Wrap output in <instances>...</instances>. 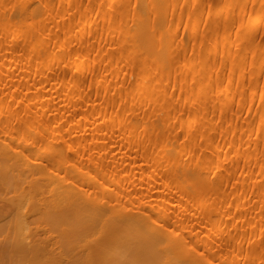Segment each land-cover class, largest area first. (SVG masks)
Returning <instances> with one entry per match:
<instances>
[{
  "label": "rangeland",
  "instance_id": "obj_1",
  "mask_svg": "<svg viewBox=\"0 0 264 264\" xmlns=\"http://www.w3.org/2000/svg\"><path fill=\"white\" fill-rule=\"evenodd\" d=\"M259 1L178 0L167 18L175 27L174 65L155 89L153 68L142 78L140 59L122 54L117 40L126 25L124 7L133 0H0V141L37 149L27 156L30 173L19 178L23 160L0 143V264H70L69 255H60L66 246L60 230L39 214V196L31 195L29 207L21 198L22 190L49 194L48 179L38 171L50 168L61 175L79 168L88 194L100 187L99 182L98 189L92 186L88 173H105L102 204L116 203L131 214L146 211L144 229L150 235L165 228L184 233L182 242L203 264H264V94L259 93L264 65L256 51H242L263 42L264 27L250 29L240 40L235 19L241 2V13L251 15ZM87 4L91 7L84 11ZM28 9L33 16L21 19ZM16 29L21 34L15 43ZM212 33L217 38L209 50ZM240 57L241 66L229 63ZM182 61L193 62L192 68L178 72L175 65ZM73 63L84 69L72 70ZM199 70L206 91L194 100ZM67 79L72 81L65 87ZM146 85L151 90L140 91ZM226 85L232 87L230 101L218 97ZM160 91L166 95L164 107L174 112L166 129L162 107L153 104ZM184 98L185 106L179 104ZM193 109L197 112L186 121ZM204 118L210 122V142L200 136ZM135 120L136 126L127 128ZM45 143L51 147L43 148ZM213 145L218 154H210ZM177 152L180 161L205 172L220 197L186 193L187 185L166 164ZM4 167L12 173L6 175ZM209 212L217 217L212 222ZM159 215L160 225L153 229Z\"/></svg>",
  "mask_w": 264,
  "mask_h": 264
},
{
  "label": "bare ground",
  "instance_id": "obj_2",
  "mask_svg": "<svg viewBox=\"0 0 264 264\" xmlns=\"http://www.w3.org/2000/svg\"><path fill=\"white\" fill-rule=\"evenodd\" d=\"M112 1V0H110ZM178 0H133L132 6L124 7L126 25L117 37L120 44L121 53L129 57H137L141 61L143 77L151 66L156 72L158 79L154 88L158 89L162 81H164L171 69L173 68V49L175 41L172 32L175 27H172L167 18L173 15L174 8ZM235 19L240 23L239 30L236 32L240 40H245L248 37L250 29L254 31L264 27V0L258 3L259 10L254 14H243V3L239 4ZM88 4L83 7V10L90 8ZM111 8V7H109ZM99 11V10H98ZM34 14L32 9L24 10L21 19L31 18ZM216 14V13H212ZM193 17V16H192ZM186 21H190L191 17L187 15ZM90 20H87L88 23ZM5 25H8L4 21ZM17 28L18 25L15 24ZM32 31V30H31ZM13 36V42L19 41L21 31L16 29ZM195 29L192 28L189 34H193ZM217 38L216 33H212L206 40V49L211 50ZM205 41L199 43L202 47ZM199 47V48H200ZM240 46H237V48ZM257 52L259 63L264 65V39L261 44L254 47H243L244 54L247 52ZM199 54V52H198ZM78 57H82L83 53L78 52ZM231 58V56H228ZM243 58V57H242ZM242 58L237 60L230 59L231 65H242ZM255 60H250V65L255 64ZM193 62L186 63L182 61L175 65L178 72L186 71L192 68ZM202 66L204 63L201 64ZM72 70L76 72L82 71L84 68L78 64L70 65ZM204 70H199L197 73L196 84L193 88L194 100H197L202 92L206 89L201 82ZM237 75L235 80L239 79ZM71 79L64 81V86L71 84ZM186 84V83H185ZM232 89L228 85L225 86V91L221 92L218 97L222 101H230L228 90ZM151 90L150 85L141 87L140 91L148 93ZM260 94H264V83L259 90ZM166 98L165 93L158 92L153 100L155 107H162V128L166 129L170 124L174 114L169 107H164L163 101ZM186 98L180 99V105H186ZM196 109L192 110L191 115L185 118L186 121L192 120ZM101 115H104L101 113ZM108 119H112L108 117ZM135 122H128L127 128L136 126ZM260 123H264V114L260 116ZM210 122L204 118L200 124V136L210 142L207 135L210 130ZM186 143V139H184ZM2 147L12 150V157L16 160L22 159V167L18 171V177L24 178L30 173L27 164V156L37 154V149L25 151L21 149L20 141L14 140L0 141ZM181 144H184L182 142ZM43 148H50L51 145L45 143ZM219 148L213 145L210 149V154H218ZM61 155L56 152V156ZM180 152L168 156L166 160L167 166L170 168L172 176L176 177L180 182L187 185V194L197 193L200 196H208L210 194L221 196V190L216 185L213 186L206 178L205 172L200 168H192L188 164L180 161ZM212 162V161H211ZM261 170V168H258ZM264 171V168L262 169ZM6 175L12 173V169L4 167ZM54 172V173H52ZM40 175L47 177V189L49 194L41 196L39 192L31 190H22L21 198L24 205L31 206L32 197L34 194L39 196L42 205L39 214L50 218L53 224L60 230V242H65L66 246L62 245L60 255L62 258L69 255L70 264H203L202 261L194 256L192 248H186V243L182 242L181 238H185V234L176 231L175 229L165 228L161 235H150L144 229V219L146 211H140L137 214H131L123 211L118 204L109 203L102 204L101 199L104 195V190L108 186L105 179V173L96 176L91 172L87 175L88 181H94L92 186L97 187L98 182L100 187L96 189L95 194L86 193L83 189L81 170L72 168L65 170L61 175L56 169L51 170L41 169L38 171ZM10 176V175H9ZM96 180V181H95ZM69 182L70 184L66 183ZM33 183L31 186L33 187ZM153 189H150L152 191ZM203 197V198H204ZM105 198L110 199V196ZM100 199V200H99ZM159 202H165L159 199ZM156 216L152 220L151 227L155 229L159 224V218ZM217 217L213 212H209L207 220L212 222ZM221 229L217 228V232ZM96 235V236H95ZM92 236V237H90ZM95 236V237H94ZM260 238V234L256 235V239ZM186 249H189L186 252ZM63 263V260L62 262Z\"/></svg>",
  "mask_w": 264,
  "mask_h": 264
}]
</instances>
